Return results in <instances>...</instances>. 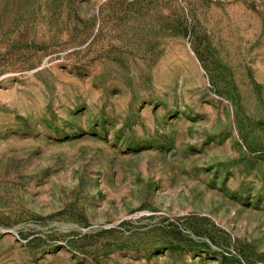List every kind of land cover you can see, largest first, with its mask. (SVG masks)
Here are the masks:
<instances>
[{
  "label": "rangeland",
  "instance_id": "1",
  "mask_svg": "<svg viewBox=\"0 0 264 264\" xmlns=\"http://www.w3.org/2000/svg\"><path fill=\"white\" fill-rule=\"evenodd\" d=\"M0 264H264V0H0Z\"/></svg>",
  "mask_w": 264,
  "mask_h": 264
}]
</instances>
